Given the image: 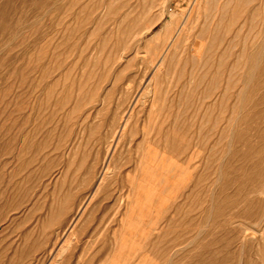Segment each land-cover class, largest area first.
Listing matches in <instances>:
<instances>
[{"label": "rangeland", "instance_id": "1", "mask_svg": "<svg viewBox=\"0 0 264 264\" xmlns=\"http://www.w3.org/2000/svg\"><path fill=\"white\" fill-rule=\"evenodd\" d=\"M0 264H264V0H0Z\"/></svg>", "mask_w": 264, "mask_h": 264}, {"label": "bare ground", "instance_id": "2", "mask_svg": "<svg viewBox=\"0 0 264 264\" xmlns=\"http://www.w3.org/2000/svg\"><path fill=\"white\" fill-rule=\"evenodd\" d=\"M148 29H149V28H148ZM145 30H147V29H145ZM145 30H144V31H145ZM144 31H143V32H144ZM141 33H142V32H140V34H141ZM140 36H141V35H140ZM187 40H188V39H187ZM159 67H160V66H159ZM125 122L127 123V121H125ZM126 123H125V125H126Z\"/></svg>", "mask_w": 264, "mask_h": 264}]
</instances>
